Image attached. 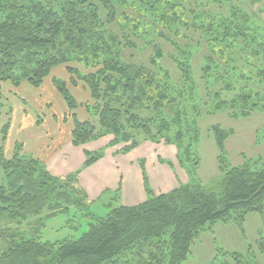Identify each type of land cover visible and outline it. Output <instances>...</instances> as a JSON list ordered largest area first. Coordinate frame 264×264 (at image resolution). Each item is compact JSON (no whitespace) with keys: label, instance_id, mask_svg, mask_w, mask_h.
<instances>
[{"label":"trees","instance_id":"trees-1","mask_svg":"<svg viewBox=\"0 0 264 264\" xmlns=\"http://www.w3.org/2000/svg\"><path fill=\"white\" fill-rule=\"evenodd\" d=\"M138 41L143 51L153 48L149 63L123 59L124 50L139 48ZM200 52L204 89L194 74ZM165 57L176 65L180 82L161 64ZM59 68L63 75L54 73ZM46 80L73 117L74 145L112 136L109 145H121L127 153L144 140H163L177 147L190 180L157 194L145 176L143 202H111L108 213L99 216L78 178L104 150L86 151L82 167L59 177L21 142L11 155L1 145L0 217L25 221L46 213L37 222L39 231L47 219L75 209L69 220L87 219L89 226L81 236L60 242L2 228L6 245L0 264H184L207 223L237 213L242 225L247 213L263 212L264 168L229 165L225 147L232 130L211 129L223 179L209 187L196 172L201 116L264 112V0H0V91L6 82L18 89L24 82L38 88ZM80 85L89 101L76 98L72 88ZM202 93L210 100L199 99ZM82 108L96 120L80 119ZM9 127L10 122L3 126L4 140ZM78 221L74 230L82 224ZM261 234L257 250L224 253L212 264H264L258 260L264 254ZM132 249L134 257L126 259Z\"/></svg>","mask_w":264,"mask_h":264},{"label":"rangeland","instance_id":"rangeland-1","mask_svg":"<svg viewBox=\"0 0 264 264\" xmlns=\"http://www.w3.org/2000/svg\"><path fill=\"white\" fill-rule=\"evenodd\" d=\"M112 28L121 32L120 27L116 24L112 25ZM137 43L139 44L138 49H126L123 51V59L127 62L149 63V58L152 57L154 52L153 48L150 47L143 51L140 49L143 44L140 41ZM165 48L167 51L170 50L168 45H165ZM194 61V65L196 66L194 74L196 75L198 84L204 89L200 76L203 53H198ZM161 64L171 70L175 82L181 81L179 70L169 58L165 57L161 59ZM62 69L63 68H59L54 73L63 75ZM64 77L67 78L66 75H64ZM50 83L51 82L46 80L42 86L37 88L24 82L26 86L23 84L17 87L18 90L8 82L3 85L0 91V146H4L7 155L12 154L16 142H27L31 144V147L33 146L39 136V128L35 121L41 120V122H43L47 114L55 113L58 116L56 118L59 119L57 120V129H61L63 135L68 134V125L70 127L73 125L71 120L73 117L69 115L68 107L59 92L53 84ZM257 88L259 87L257 86ZM72 89L75 91L76 98L78 96L79 102L82 103L90 100L89 92L81 85ZM260 89L262 90V87H260ZM199 99L206 101L208 99L210 100V97L202 93ZM23 109H25L27 114V116L24 114L23 117H27L25 119H28L25 123L26 125L22 123L23 117L20 115ZM77 114L80 119L89 117V114L84 108L81 110L78 109ZM21 117L22 120H20ZM64 117H68L69 122H62ZM89 118L91 120H96V118L92 116ZM46 121L48 122V120ZM8 122H10L11 127H9L7 138L4 140L2 129ZM52 123V120H50L48 124L50 128L54 126ZM215 125L233 131L227 138L225 147L227 161L230 166L248 163L255 169L264 168V112L257 111L253 112V114L248 117L235 118L231 117L228 111L221 110L215 114H204L199 121L201 139L198 144V153L201 162L196 172V177L199 181L206 186L214 187L223 179V174L218 164L219 149L217 147L216 138L211 132L212 127ZM43 127V133H46L45 125ZM144 142H149V140H144L142 143ZM153 143L166 144L163 140ZM166 145H173L177 149L174 144ZM100 150L105 151L103 148H99L95 151ZM24 151L30 155L35 154L33 150L27 148V145ZM111 202H121L119 192H116L115 195L109 199L104 198L93 202L90 198L88 200L91 211L99 216H105L108 213L109 209L106 204ZM74 213L75 209L72 214L60 213L47 219L45 225L39 231L36 229L37 222L40 218L43 219L46 213L31 217L25 221L10 220L3 216L0 217V229L11 227L18 229L25 237H31L32 234H35L37 236L40 235L43 241L60 242L71 237H79L88 229L89 223L87 219L75 218L69 220ZM237 216V213H233L232 217L227 221H217L214 224L207 223L195 238L191 247V252L184 264H212L217 259H222L224 253L237 252L246 254L250 246H253V249L257 250L256 245L260 234L262 233L261 235H264V205L263 212L251 211L247 213L242 225L237 222ZM78 220H80L82 224L80 228L74 230L73 225L76 226L80 224ZM168 235L169 233H167L164 239L167 238ZM5 245V241L0 238V250L4 249ZM131 252L132 253L125 254L126 259H132L134 257L135 249H132ZM258 257V260L264 262V254L259 253ZM218 261L217 263L219 264L220 260Z\"/></svg>","mask_w":264,"mask_h":264},{"label":"crops","instance_id":"crops-1","mask_svg":"<svg viewBox=\"0 0 264 264\" xmlns=\"http://www.w3.org/2000/svg\"><path fill=\"white\" fill-rule=\"evenodd\" d=\"M24 114L27 116L25 109L20 115L23 117ZM56 117L58 116L55 113H50L43 122L35 121L39 128V136L33 144L34 147L27 142L21 143L24 150L26 145L28 149L33 150L35 152L33 156L44 161L52 174L62 177L82 167L86 160V151L104 148V156L84 168L78 178L79 184L87 191L92 202L112 198L119 192L120 203L125 205L141 203L146 199L145 176L157 194L169 192L190 180L187 172L179 164L178 151L173 145L149 141L124 153L120 151L121 146H110L112 137L107 136L76 146L71 138L73 125L71 127L68 125V134L63 135L61 129H57L59 119ZM25 118L27 117H23L22 122L24 125L28 120ZM50 120L53 122L52 125L54 124L51 128L48 126ZM62 122L69 120L63 118ZM44 125L47 135L43 133Z\"/></svg>","mask_w":264,"mask_h":264}]
</instances>
